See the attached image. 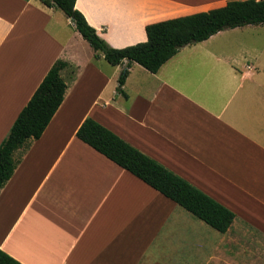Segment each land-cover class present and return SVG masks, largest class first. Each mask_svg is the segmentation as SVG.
Here are the masks:
<instances>
[{"label": "crops", "instance_id": "obj_1", "mask_svg": "<svg viewBox=\"0 0 264 264\" xmlns=\"http://www.w3.org/2000/svg\"><path fill=\"white\" fill-rule=\"evenodd\" d=\"M229 1L77 0L76 9L123 49L145 43L150 24ZM58 60L75 75L63 72L65 98L42 137L15 152L0 191L1 251L21 264H242L264 245V25L221 31L151 73L112 66L41 0H0V146ZM87 118L230 209L231 228L215 230L81 141Z\"/></svg>", "mask_w": 264, "mask_h": 264}, {"label": "trees", "instance_id": "obj_2", "mask_svg": "<svg viewBox=\"0 0 264 264\" xmlns=\"http://www.w3.org/2000/svg\"><path fill=\"white\" fill-rule=\"evenodd\" d=\"M76 1L41 0L45 6L63 12L92 49L101 53L112 66L128 61L129 64L136 63L151 73H157L182 48L206 41L221 31L248 25H264V0H233L224 7L209 12L150 24L146 27L145 43L114 49L76 9ZM69 68L72 67L63 60L55 63L1 144L0 191L12 178L17 167L15 152L28 140L40 139L62 105L68 88L63 72ZM128 75L129 68L124 69L118 79L117 90L123 95ZM77 137L215 230L226 233L231 228L235 214L230 209L94 119L87 118L84 121L77 131ZM0 264L21 263L0 250Z\"/></svg>", "mask_w": 264, "mask_h": 264}, {"label": "rangeland", "instance_id": "obj_3", "mask_svg": "<svg viewBox=\"0 0 264 264\" xmlns=\"http://www.w3.org/2000/svg\"><path fill=\"white\" fill-rule=\"evenodd\" d=\"M104 66L107 65L106 61L103 60ZM70 75L68 78H72L75 75V70L73 68H69L66 70ZM93 93L88 92L86 98L83 101V105L89 104V102H93ZM82 105V106H83ZM256 247H252L247 253H242V264H264V245L262 247L260 245L255 244Z\"/></svg>", "mask_w": 264, "mask_h": 264}]
</instances>
